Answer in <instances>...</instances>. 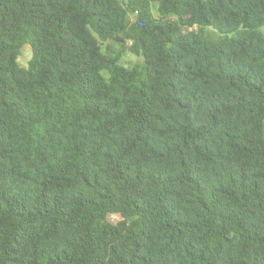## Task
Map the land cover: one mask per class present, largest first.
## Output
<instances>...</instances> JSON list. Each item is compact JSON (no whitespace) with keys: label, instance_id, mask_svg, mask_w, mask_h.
<instances>
[{"label":"trees","instance_id":"obj_1","mask_svg":"<svg viewBox=\"0 0 264 264\" xmlns=\"http://www.w3.org/2000/svg\"><path fill=\"white\" fill-rule=\"evenodd\" d=\"M0 264H264V0H0Z\"/></svg>","mask_w":264,"mask_h":264},{"label":"rangeland","instance_id":"obj_2","mask_svg":"<svg viewBox=\"0 0 264 264\" xmlns=\"http://www.w3.org/2000/svg\"><path fill=\"white\" fill-rule=\"evenodd\" d=\"M31 47L29 45L24 46L22 49V54L19 57V63L21 66L27 65L28 61L32 57ZM110 51L113 53H123L122 54V63L125 65H134L135 63L141 62V57L135 56L128 49H120L115 44H111ZM117 219V217H115Z\"/></svg>","mask_w":264,"mask_h":264}]
</instances>
